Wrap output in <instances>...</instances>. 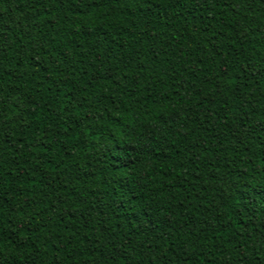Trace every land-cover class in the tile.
Masks as SVG:
<instances>
[{
  "label": "trees",
  "instance_id": "16d2710c",
  "mask_svg": "<svg viewBox=\"0 0 264 264\" xmlns=\"http://www.w3.org/2000/svg\"><path fill=\"white\" fill-rule=\"evenodd\" d=\"M0 264H264V0H0Z\"/></svg>",
  "mask_w": 264,
  "mask_h": 264
},
{
  "label": "snow or ice",
  "instance_id": "6c2138e0",
  "mask_svg": "<svg viewBox=\"0 0 264 264\" xmlns=\"http://www.w3.org/2000/svg\"><path fill=\"white\" fill-rule=\"evenodd\" d=\"M145 143H147V142H145ZM139 150H140V151H143V150H144L143 146H140ZM125 166H126V165H125Z\"/></svg>",
  "mask_w": 264,
  "mask_h": 264
}]
</instances>
